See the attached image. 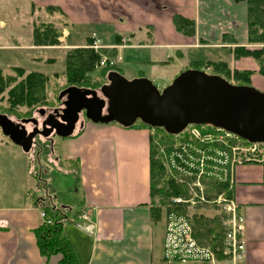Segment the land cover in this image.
I'll return each instance as SVG.
<instances>
[{
  "label": "crops",
  "instance_id": "1",
  "mask_svg": "<svg viewBox=\"0 0 264 264\" xmlns=\"http://www.w3.org/2000/svg\"><path fill=\"white\" fill-rule=\"evenodd\" d=\"M127 1L133 0H124V5ZM140 1L149 4L151 0ZM174 1L177 2L173 9L164 4L151 13L139 12L128 3L123 8L135 11L133 15L139 17L120 24L111 15L108 19L99 18V22L82 16L85 3L93 5L96 11L95 5L102 4V0L98 3L94 0H0V14L12 17L15 15L12 9H19L27 17L32 11L41 15L46 7H56L54 14L44 16V22L54 23L60 17L70 25L62 26L59 45H35L33 37L26 34V23L1 18L0 69L10 72L13 68H22L27 73L50 76L62 73L67 50L87 46L95 35L114 52L111 57L115 59L117 71L124 67L130 70L139 57L137 51L144 55L142 61L150 67L172 63L178 68L167 72L173 73L172 76L162 77L168 81L163 85L171 82L190 62L212 61L226 62L232 71H251V83L264 89V76L259 73L254 58H236L234 54L237 45L257 46L248 42L246 1ZM176 14L195 21L194 36L184 35L175 28ZM103 16H108L106 9ZM112 27L114 30H110ZM224 34L227 39L223 41ZM21 38H27L28 42H21ZM204 47L215 50L214 55L211 53L213 58L200 59L198 53ZM58 65L60 69L56 68ZM149 71L132 73L131 77L158 79L156 72L152 76ZM151 132L140 126L124 127L115 122L85 119L73 135L58 144L55 162L64 163L76 176L77 208H69L73 224H64L63 229L79 264H163L166 226L162 218L155 220L152 213ZM6 138L0 141V264H60V253L45 256L37 244L35 230L44 221L42 209L29 194L35 180L29 186L27 153ZM74 163L78 166L73 169ZM234 182V200L243 216L247 247L244 264H264V163L237 164ZM83 215L88 218L84 219Z\"/></svg>",
  "mask_w": 264,
  "mask_h": 264
},
{
  "label": "rangeland",
  "instance_id": "2",
  "mask_svg": "<svg viewBox=\"0 0 264 264\" xmlns=\"http://www.w3.org/2000/svg\"><path fill=\"white\" fill-rule=\"evenodd\" d=\"M97 3L99 2V0H94ZM124 0H102V4L99 3L97 5H95V7H97V10L94 11L93 10V5H91L90 3H85V5L82 7L81 13L82 16H86L90 19H93L95 22H99L97 20H99V18L101 19H108L109 16L111 15L112 19H114L116 21V23H120L123 24L124 22H126V20L128 19L129 21L134 20V17H139L138 15H133V12L135 14V11H129L126 8H123L126 6V4L130 3L133 5V7L141 10L139 12H147V13H151V12H156L159 7H162L164 4H167L170 9L174 8V4L177 1L174 0H151L149 4H147V1H140V0H133L131 1H127L125 2V5L123 3ZM99 6V8H98ZM56 7H50V9L48 7H46L45 9L42 10V14L38 15L36 14L34 11H32L33 13L30 14L28 13L27 17L23 14H20L19 9H12L13 13L15 15L11 16H7L4 15L3 13L0 14V19L1 18H6L7 20L9 18H12L13 23L14 22H24L27 24V32L26 34H28V36H32L33 37V42L35 43V31L37 28H42L45 26V24H49L48 26L53 27L54 29H56L59 33H61V28L62 26H67L70 27V25L68 23H65V19L60 18L57 21L53 22H49L46 23L44 22V16L46 17L47 14H54L53 12L56 10ZM105 9L106 12L108 14V16H103L105 13ZM125 9V10H123ZM157 9V10H156ZM100 11L103 12L100 15ZM138 12V13H139ZM40 14V13H39ZM63 19V20H62ZM100 19V20H101ZM46 20V19H45ZM59 21V22H58ZM58 22V23H57ZM204 22H206V20L204 19ZM57 23V24H56ZM58 25V27H56ZM112 26H115L112 25ZM223 27V26H220ZM110 30H114V28L112 27ZM220 32H222V29H220ZM219 34V32H217ZM226 35V34H224ZM223 35V36H224ZM228 35V34H227ZM231 36V35H230ZM107 37V36H106ZM233 37V36H232ZM227 39V38H226ZM21 42H28L27 38H21L20 39ZM224 41V39H223ZM97 42V47L95 48V43ZM205 42V41H204ZM250 44V43H249ZM256 46L255 43L251 44ZM84 47V46H83ZM83 47H76V48H83ZM257 47V46H256ZM85 48L88 49H93L94 51L98 52L101 56L100 60L102 59V57L104 56H108L110 58H112L111 56H114V52H112V50L109 47H105L104 45L101 44V42L96 38V36H93V39L90 41V43L85 46ZM70 49L67 50V52ZM212 51H215L214 49H209L208 47H204L203 49H200V52L198 53L200 56V59L205 60L206 58H213V53ZM138 53L137 59H135L136 61H134L131 64V69L128 70L125 67L124 68H119L118 70L122 73H125L126 78L128 79H134V77L132 78L131 74H137L139 71H144L145 73H147L149 70V72L152 74V76H155V72L157 73L158 79H151L154 84L159 88V89H163L165 86H167L168 84H170L171 82L167 83L166 85H163L164 83L168 82V81H163L162 77H170L172 76V74H167V72H171V71H177L178 68H176L172 63L166 64L165 66H161V65H157L155 67H150L148 66V64L144 63L145 61H142L144 56L141 52H137ZM213 55H212V54ZM67 56V53H66ZM146 57V55H145ZM113 59V58H112ZM99 62L96 64V71L91 75L92 80L94 83H96L97 87H91L95 88L97 90H99V88L108 83L107 77L102 76L101 72L104 68L99 66ZM115 61V59H113ZM146 60V59H144ZM253 61L255 62V64L257 66L258 62L253 59ZM191 62L189 63L188 67L190 66ZM59 67H56L57 69H60V65H58ZM65 66L66 69V60L65 63L62 65V68ZM112 67H116V63L114 66ZM188 67H184L185 69ZM20 69V68H19ZM22 69V68H21ZM185 69L182 68L183 72ZM24 70V69H23ZM202 70H207L208 73H213V67L212 66H206L202 69ZM25 71V70H24ZM61 74V72H59ZM63 73V72H62ZM4 75H11L13 76L15 79H17L16 82L11 83V86H8L4 93L0 96V108L3 110H7L8 111V91L19 81H21L22 79L25 78V76L27 75V72H25L23 75L20 74L19 72L16 71L15 68H13L10 72H4ZM52 77V75H51ZM231 83L235 84V80L232 77L230 79ZM251 86H253L254 88L260 90V91H264V89H260V87L258 85H256L255 83H251ZM68 87L67 81L64 77L62 76H56V77H52L51 80L48 83L47 86V103L50 104V106H52L50 109L54 108L56 105H58L60 103V100L58 99V95L60 93V91H62L64 88ZM49 106V105H48ZM48 106H45V108H47V110H49ZM38 108H36V106L34 107H27V106H21L18 107L15 111H9L10 113L8 114V116L14 120L19 122L21 119L24 118H31V117H39V119L41 118L38 112ZM3 114V113H2ZM6 114V115H7ZM82 119H86L84 117V115H82ZM32 125H28V128H31ZM207 127V126H206ZM206 127H201V132L205 133L204 131H207ZM195 127H188L187 130H185V132H183L180 137H176L172 140H168L165 137V135L162 132H158L155 129H151V143L153 145V149L155 150V154H154V159H156L157 161H160L161 164L164 166V177L161 178V185L165 184L166 182H168L169 180H174L175 183H177L178 185H180L182 192L184 194H180V195H175V196H171L168 199H162L159 196H156L155 199L153 200V205L157 206V207H161L162 209V215L161 218L165 224V226H167L168 223V218L169 215L173 212L176 214V216H185L191 223V228H192V236L193 238L199 243V245L205 247V248H209L211 249L213 252L214 250L206 244L200 243L194 236V224L196 222V219L198 216H204L205 218L208 219H218V221H220L223 224L224 227V221L227 218V214L225 213L224 208L215 203L213 201V199L222 194L224 197L226 198H234V169L235 166L237 164H240L242 162H244L245 158V154L244 152H248V148H249V144L243 142L242 140L239 139H231V141L228 140L229 144H233V145H239V147L237 148V151L239 153H237V155L234 157H231V155L228 154L227 159L222 160L221 158V154L217 153V159L211 158V155H214L213 152L211 150H213L214 148L212 146H207V141H204V138H194L192 137V135H190V133H192V130H194ZM7 136H5L0 128V141H5V139ZM192 137V138H191ZM238 138V137H237ZM39 139L43 142H47L48 139L44 138V137H39ZM64 138L62 137H54L53 140V146H54V153H49L47 154L45 157V161L46 162V167H47V174L45 177H43V179L47 182H49V189H51V191L53 190V200L54 202L59 205V206H67L68 208H73L74 210L77 208V196H76V176L68 170L67 166L60 162L57 163L55 162L54 158L58 155L57 153V146L58 144H60L63 141ZM10 140V139H9ZM8 140V141H9ZM190 141V140H194V142L191 143V145H195V147L193 146H189L190 148L186 150V152L183 150L186 147H188L187 144H185L186 141ZM10 143V142H9ZM190 143V142H189ZM185 147V148H184ZM181 148V149H180ZM236 149V148H235ZM250 149V148H249ZM34 150H36L35 146L33 147V150H31V155H33L35 152ZM209 150V151H208ZM215 151V150H214ZM193 152L195 154H197L198 158H191V154H193ZM210 152V153H209ZM241 152V153H240ZM243 152V153H242ZM176 153H182L184 154L185 159L188 158L187 161L182 160V162L185 164V166H180L178 164V160H172V156H174ZM255 155L258 158L263 159V161H261V163H264V143H259V145L256 147V151L254 152ZM27 155V159H28V163L30 164V159L32 157H30V155ZM175 158V156H174ZM241 159L242 162H238ZM18 163H20V161H18ZM196 164V165H195ZM23 166V165H22ZM20 167H18L19 169ZM22 170V169H20ZM214 178L219 180L222 183H229V190L233 189V196L232 197H228L227 192L226 193H220L217 194L216 196L214 195L213 197H208L207 196V191L210 190V185H206L204 183V181H209V179ZM32 179L35 180V184L33 187H31V190L29 191V194L31 196V198L34 201V192H37L35 195H43L45 194V187H43L40 191H38L37 189V181L36 178L34 176H32L31 174H29V186H31V181ZM165 182V183H164ZM215 190L211 191V194H214ZM175 198H183L184 202H179V203H175L173 201V199ZM165 202V203H164ZM154 215V213H153ZM74 217V216H72ZM71 218V217H70ZM216 219V220H217ZM65 224H73L71 222L70 219H67ZM224 232L226 234V230L225 228ZM214 255L216 256V262L220 261L224 264L225 260H226V256L224 255V259L223 260H218L217 259V255L214 252ZM193 263H197V262H193ZM203 263H211V262H203Z\"/></svg>",
  "mask_w": 264,
  "mask_h": 264
},
{
  "label": "water",
  "instance_id": "3",
  "mask_svg": "<svg viewBox=\"0 0 264 264\" xmlns=\"http://www.w3.org/2000/svg\"><path fill=\"white\" fill-rule=\"evenodd\" d=\"M107 80L100 89L103 97L94 89L70 86L62 90L58 99L66 96V100L60 110L61 121L51 114L43 121L42 130L35 117L17 122L2 113L0 128L26 153L32 150L37 134L47 136L55 127L62 138L73 135L82 111L93 122L131 127L140 120L173 135L189 125H209L250 143H264V91L253 86L236 85L198 69L179 73L162 90L149 78L128 79L118 71L109 72ZM46 110L39 112L44 114ZM56 112L59 109H54ZM27 123L35 125L32 132L27 131Z\"/></svg>",
  "mask_w": 264,
  "mask_h": 264
},
{
  "label": "trees",
  "instance_id": "4",
  "mask_svg": "<svg viewBox=\"0 0 264 264\" xmlns=\"http://www.w3.org/2000/svg\"><path fill=\"white\" fill-rule=\"evenodd\" d=\"M246 1L247 3V31L248 42L250 44L255 43L257 47L249 48L247 46L237 45L234 48V54L236 58L240 57H252L259 65V73L264 76V0H235ZM50 9V7H48ZM175 28L184 35L194 36L196 34V23L193 19L185 17L181 14H176L173 19ZM49 24H45L44 27L37 28L35 31V43L36 45H59V33L56 29ZM227 36L224 35L223 39L226 40ZM101 56L98 52L88 48H72L67 52L66 56V69L63 73H56L52 77L62 76L66 79L68 87L76 86L79 88H91L97 87L93 82L91 75L96 71V64L99 62ZM206 66H212L214 72L212 74L220 75L226 78L228 81L233 77L236 85L251 86V74L249 70H231L230 66L226 62H212V61H193L187 69L202 70ZM20 74H24L23 69L15 68ZM184 70V71H185ZM111 71H117L116 67H106L102 70V76L107 77ZM119 72V71H118ZM121 73V72H119ZM122 74V73H121ZM50 75H45L40 72H29L24 79L17 82L8 91V111L0 108V113L9 114V111L16 110L18 107H39L38 109H50L52 106L47 103V86L52 78ZM11 75H4L0 69V96L4 93L11 83L16 82ZM67 88V87H66ZM65 89V88H64ZM95 89V88H92ZM61 92V91H60ZM59 96V95H58ZM7 114V115H8ZM145 127L149 129H155L158 132H162L168 140H172L180 135H173L167 133L163 128L151 127L148 124L138 120L131 127ZM203 127L202 125H197ZM206 127V126H204ZM205 133H213L217 135H226L225 131H218L216 128L207 126ZM239 139L245 143H250L247 140L226 136V140ZM152 140V138H151ZM188 142V140L186 141ZM185 142V143H186ZM234 144V143H233ZM207 146L219 148L220 150H226L230 152V146H226L224 143H207ZM231 145V144H230ZM34 154L31 155V151L28 152L30 157L29 173L36 178L37 189L40 191L45 187V194L38 196L34 192V201L45 213V221L35 230L37 237V244L41 252L45 256L60 253V264H79L78 257L73 248L72 242L67 234L64 232L63 226L67 219H69L70 209L64 206L57 205L53 200V190L49 189V182L45 181L43 177L47 174V167L45 156L54 152V146L49 141L43 142L38 139L35 146ZM181 149V148H180ZM33 150V149H32ZM184 150V149H183ZM209 151V150H208ZM210 153V152H209ZM155 150L151 143V197L152 201L156 196H159L162 201L168 199L171 196L184 194L180 185L175 183L174 180H169L161 185V178L164 177V166L160 161L154 159ZM46 164V165H45ZM78 164H71V167L77 168ZM206 185H210V190L207 191L208 197L216 196L220 193L228 194V197L233 196V189L229 190V183H222L217 179L211 178L209 181H204ZM215 190L214 194L211 191ZM234 197V196H233ZM165 203V202H164ZM152 213L155 220L161 219L162 209L161 207L153 206ZM51 219L52 223H47V220ZM217 219V218H216ZM208 219L204 216H198L194 224V236L203 244L209 245L217 255L218 260H223L224 257V238L225 232L223 224L218 219Z\"/></svg>",
  "mask_w": 264,
  "mask_h": 264
},
{
  "label": "built area",
  "instance_id": "5",
  "mask_svg": "<svg viewBox=\"0 0 264 264\" xmlns=\"http://www.w3.org/2000/svg\"><path fill=\"white\" fill-rule=\"evenodd\" d=\"M95 48H98L97 42L95 43ZM115 65V61L108 57L104 56L100 60L99 66L104 67H112ZM207 72V70H205ZM194 126L195 129L192 130V137H202L204 141L207 143H215L221 142L224 143L226 146H230V152L226 150H220L218 147L211 150L214 155H211V158L217 159V153L221 154L222 160L225 161V157L231 155L234 157L239 153L237 148L239 145H230L226 140V136L229 137H237L223 129L216 128L218 131H225L226 135H217L213 133H202L201 128L197 125H189L188 127ZM208 126V125H203ZM187 127V128H188ZM212 127V126H210ZM187 128L185 130H187ZM215 128V127H213ZM185 130L183 132H185ZM182 132V133H183ZM181 134V133H180ZM179 135V134H178ZM191 137V138H192ZM190 142V143H189ZM194 140H190L185 144L188 147H184V151L186 152L189 149V146L195 147V145H191ZM259 143H249V148L247 149L248 152H244L246 155L244 162L241 159L238 162H261L263 159L258 158L255 155L256 147ZM236 148V149H235ZM215 150V151H214ZM241 153V152H240ZM243 153V152H242ZM175 156V158H174ZM172 156V160H178V164L180 166H185L182 160L187 161L185 159L184 154L176 153ZM191 158L195 159L198 158L197 154L193 152L190 155ZM196 165V164H195ZM175 203L184 202L183 198H175L173 199ZM213 201L219 205H221L225 213L227 214V218L224 221V228L226 230L223 246H224V255L226 256L225 263L226 264H244L246 260V252L247 247L245 240L243 238V216L239 212V206L234 198H226L222 194L216 196ZM43 221H45V213L42 211ZM84 219H87V215H83ZM47 223H52L51 219L47 220ZM216 256L214 252L209 249L205 248L193 238L192 236V228L190 221L185 216H176L175 213H171L168 218V223L166 226L165 237H164V253H163V264H185V263H193V262H216Z\"/></svg>",
  "mask_w": 264,
  "mask_h": 264
},
{
  "label": "flooded vegetation",
  "instance_id": "6",
  "mask_svg": "<svg viewBox=\"0 0 264 264\" xmlns=\"http://www.w3.org/2000/svg\"><path fill=\"white\" fill-rule=\"evenodd\" d=\"M103 86V85H102ZM87 89H90V88H87ZM100 89H101V87L99 88V90H97V89H94V90H97L98 91V95L100 96V97H103L102 96V94H101V92H100ZM64 90V89H63ZM66 100V96H64L62 99H60V103L58 104V105H56L54 108H52V109H49V110H46V112L44 113V114H41L40 112H39V109H38V112H39V115H40V119H39V117H35V118H37V120H38V125H37V127H38V129L39 130H42L43 129V121L45 120V119H47V117L49 116V115H51V114H54V116H55V118L56 119H58L59 121H61V118H60V114H61V112H60V110H61V108H64V104H63V102ZM54 109H59V112L57 113H54ZM82 115H84V117H85V113L82 111V112H80V114H79V119H78V121H77V123H76V128H75V131L79 128V127H81L82 126V123L84 122V120L82 119ZM86 118V117H85ZM32 125V127L31 128H28V125ZM25 127H26V129H27V131L28 132H32L33 130H34V128H35V125L33 124V123H27V124H25ZM46 127L47 128H50V126L49 125H46ZM58 135H57V128L55 127L47 136H44V135H41V134H37L36 135V137L34 138V141H33V145H32V149H33V147L34 146H36V143L38 142V139H39V137H44V138H46V139H48V141L51 143V144H53V142H54V140H53V138L54 137H57ZM58 137H60V136H58Z\"/></svg>",
  "mask_w": 264,
  "mask_h": 264
}]
</instances>
